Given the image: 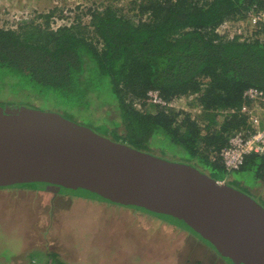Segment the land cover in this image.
Instances as JSON below:
<instances>
[{"label":"trees","instance_id":"obj_1","mask_svg":"<svg viewBox=\"0 0 264 264\" xmlns=\"http://www.w3.org/2000/svg\"><path fill=\"white\" fill-rule=\"evenodd\" d=\"M133 2L134 18L110 4L91 9L89 26L51 29L49 15L47 27L28 22L0 29V93L15 99L0 106L45 110L73 122L70 113L92 115L93 105H107L117 116L109 129L102 124L111 141L208 171L218 182L220 172L251 173L250 186L264 188V154L248 155L232 173L218 157L246 127L238 114L244 91L264 92V24L244 40L216 33L225 22L245 20L253 6L264 9V1ZM150 91L167 103L193 97L190 107L198 112L151 103ZM261 197V204L252 199L264 208ZM33 259L29 264H37Z\"/></svg>","mask_w":264,"mask_h":264},{"label":"water","instance_id":"obj_2","mask_svg":"<svg viewBox=\"0 0 264 264\" xmlns=\"http://www.w3.org/2000/svg\"><path fill=\"white\" fill-rule=\"evenodd\" d=\"M29 185L139 211L188 232L226 264H264V208L250 196L58 113L0 106V190Z\"/></svg>","mask_w":264,"mask_h":264},{"label":"rangeland","instance_id":"obj_3","mask_svg":"<svg viewBox=\"0 0 264 264\" xmlns=\"http://www.w3.org/2000/svg\"><path fill=\"white\" fill-rule=\"evenodd\" d=\"M133 1L0 0V29L16 30L28 22L47 27L49 15L48 27L51 29L75 23L89 26L91 9L101 10L110 4L134 18ZM247 13L242 26L235 21L224 26L222 32L233 35L240 31L247 37L252 34L255 28L249 27ZM192 98L175 99L171 105L176 111L196 115L198 110L190 107ZM14 100L13 95L0 93V102ZM105 106L93 105L95 114L92 115L90 112L70 113V119L104 136L102 124H107L104 125L107 128L117 117ZM99 125L102 126L96 127ZM204 174L212 178L210 172ZM216 177L261 204L263 184L250 186L254 183L251 173L220 172ZM22 191H0V264H29L31 258L37 264H57L59 261L64 264H226L214 250L191 234L139 211L68 195L70 200L61 198L58 206H51L48 204L51 196L45 191L37 194ZM37 204L39 207H35ZM48 212L49 225L36 217L38 213ZM21 251L22 254H17Z\"/></svg>","mask_w":264,"mask_h":264},{"label":"built area","instance_id":"obj_4","mask_svg":"<svg viewBox=\"0 0 264 264\" xmlns=\"http://www.w3.org/2000/svg\"><path fill=\"white\" fill-rule=\"evenodd\" d=\"M264 1V0H263ZM247 13L249 16V27L255 28L253 32L264 24V9H258L253 6ZM241 26L243 21H238ZM234 22H225L220 25L216 33L227 36L228 39H233L235 36L241 37L244 40L247 35L240 31L238 34L231 32L224 33L222 28L231 25ZM252 32V33H253ZM252 34L248 35L250 37ZM148 98L151 103L157 104L163 108L175 109L172 103L164 102L158 92L150 91ZM242 100L244 101L238 114L244 117L246 127L243 126L235 131L228 140V144L219 152V159L227 173L238 171L244 164L245 158L251 154H264V92L258 89L249 88L244 91ZM176 110V109H175Z\"/></svg>","mask_w":264,"mask_h":264},{"label":"crops","instance_id":"obj_5","mask_svg":"<svg viewBox=\"0 0 264 264\" xmlns=\"http://www.w3.org/2000/svg\"><path fill=\"white\" fill-rule=\"evenodd\" d=\"M221 183V182H220ZM222 183H224V182H222ZM10 190H19V191H22L23 189L22 188H18V189H8L7 191H10ZM0 191H2V190H0ZM24 192H26L27 194H37L38 192H40V191H36V190H34V189H32L31 188V190H23ZM22 191V192H23ZM46 194H48L49 196H51L50 197V201L48 202V204L49 205H55V206H58V199H61V198H68L69 200L71 199L70 197H67L66 195H52V193H50V192H46ZM72 197V196H71ZM75 198H77V197H75ZM81 199V198H80ZM83 200H85V199H83ZM53 203V204H52ZM102 204V203H101ZM49 205H47V207H49ZM109 205V204H108ZM111 206H114V205H111ZM35 207H39V205L37 204ZM34 207V208H35ZM117 207V206H116ZM39 214V213H38ZM36 215V217L38 218V220L40 221V222H45L47 225H49V223H50V219L51 218H49L50 217V213L48 212L47 214H39V215ZM186 232V231H185ZM38 234V233H37ZM41 235V234H40ZM38 237H39V234H38ZM196 239V238H195ZM196 240H198V239H196ZM199 241V240H198ZM23 253V251H21V252H19V253H17V254H22Z\"/></svg>","mask_w":264,"mask_h":264},{"label":"flooded vegetation","instance_id":"obj_6","mask_svg":"<svg viewBox=\"0 0 264 264\" xmlns=\"http://www.w3.org/2000/svg\"><path fill=\"white\" fill-rule=\"evenodd\" d=\"M181 230V229H180ZM183 231V230H182ZM185 232V231H184ZM187 234H189L188 232H186Z\"/></svg>","mask_w":264,"mask_h":264}]
</instances>
